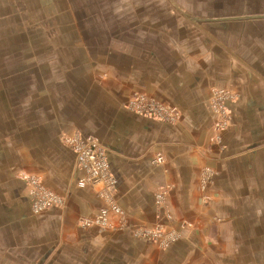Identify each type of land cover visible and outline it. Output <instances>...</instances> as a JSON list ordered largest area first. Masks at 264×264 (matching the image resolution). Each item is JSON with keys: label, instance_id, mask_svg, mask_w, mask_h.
Instances as JSON below:
<instances>
[{"label": "crops", "instance_id": "obj_1", "mask_svg": "<svg viewBox=\"0 0 264 264\" xmlns=\"http://www.w3.org/2000/svg\"><path fill=\"white\" fill-rule=\"evenodd\" d=\"M75 134L105 149L108 228L80 225L104 202ZM20 173L63 206L36 213ZM156 226L175 239L138 234ZM0 264H264V0H0Z\"/></svg>", "mask_w": 264, "mask_h": 264}, {"label": "built area", "instance_id": "obj_2", "mask_svg": "<svg viewBox=\"0 0 264 264\" xmlns=\"http://www.w3.org/2000/svg\"><path fill=\"white\" fill-rule=\"evenodd\" d=\"M232 94L228 90H214L211 96L212 110L217 116L214 122V131L220 132L226 128L228 123V112L226 108V100L232 98ZM129 107L134 112L145 115H155L162 120L168 122H177L180 119V114L177 109L168 105H164L155 99L148 98L141 93H135L132 100L129 102ZM64 142L73 148L78 155V164L83 168L85 175L80 178L79 185H100L99 194L104 202V206L100 207L98 214L92 218H81L80 225L84 228L97 224L103 228L110 226L112 216L122 217L124 211L120 208L116 197V181L113 178L110 165L107 162L105 149L99 141L93 137H82L75 134L73 136L64 137ZM161 156H158L153 162L156 164L163 163ZM22 180L27 183L30 189V197L33 201V209L36 213L44 212L47 209L55 206H63V198L49 189L42 183L38 176L21 174ZM158 201L164 202L165 195H158ZM140 236L147 238H160L163 234H167L161 226L153 228H145L138 232ZM173 234L168 233L166 245L175 238Z\"/></svg>", "mask_w": 264, "mask_h": 264}, {"label": "rangeland", "instance_id": "obj_3", "mask_svg": "<svg viewBox=\"0 0 264 264\" xmlns=\"http://www.w3.org/2000/svg\"><path fill=\"white\" fill-rule=\"evenodd\" d=\"M72 136H73V135H72ZM18 175H19L18 177L21 179V178H22V175H21V173H20V174H18ZM28 187H29V186H28ZM29 194H30V189H29ZM170 234H173V235H172V237H173V238H175V237H174V233H171V232H170ZM167 237H168V233H167V234H163V235H162V237H161V238L163 239V242H166V241H167V239H168Z\"/></svg>", "mask_w": 264, "mask_h": 264}]
</instances>
